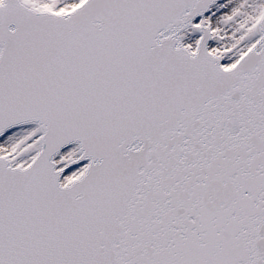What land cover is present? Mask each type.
Instances as JSON below:
<instances>
[{"label":"snow or ice","instance_id":"snow-or-ice-1","mask_svg":"<svg viewBox=\"0 0 264 264\" xmlns=\"http://www.w3.org/2000/svg\"><path fill=\"white\" fill-rule=\"evenodd\" d=\"M0 264H264V0H0Z\"/></svg>","mask_w":264,"mask_h":264}]
</instances>
